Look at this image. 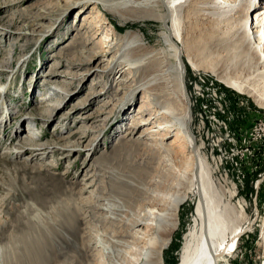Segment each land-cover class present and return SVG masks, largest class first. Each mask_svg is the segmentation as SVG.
<instances>
[{"label":"rangeland","instance_id":"374dc122","mask_svg":"<svg viewBox=\"0 0 264 264\" xmlns=\"http://www.w3.org/2000/svg\"><path fill=\"white\" fill-rule=\"evenodd\" d=\"M215 2L176 3L188 68L185 80L192 104L191 129L207 160L225 217L237 225L252 223L240 237L234 255L221 264H264V107L225 82L253 75L256 56L243 38L244 16L236 11L223 13ZM257 3V10H262L264 1ZM98 8L101 13L92 6L80 13L82 8L72 9L60 0H0V68L6 71L0 75V90H8L7 100L13 107L12 115H3L0 128V228L9 223L2 237L8 240L3 245L8 247L12 264H27L28 259L18 238L26 229L15 232L12 228L17 219L28 225L25 233L32 246L43 238L52 241L54 256L49 259L45 250L32 252L41 264H108L93 243L98 232L117 230L112 225L119 221L93 208L95 200L110 198L118 208L115 215L124 221L123 216L129 218V211L143 201V197L133 196L132 185L143 184L146 192L155 189L154 179L160 176L175 179L174 173L166 172L161 153L146 139L139 140L144 127L130 136L132 122L146 120L138 112L142 92L134 95L135 104L127 105L129 99L119 89L118 76L114 79V73L92 72L98 63L89 51L100 50L97 41L86 47L83 40L92 36L90 28L83 29L84 22L104 13V18L100 16L103 33L112 31L117 37L136 33L145 46L170 56V47L161 35L163 26L155 19L161 9L148 7L119 16ZM113 43L107 50L116 46ZM85 48L87 60L79 55ZM170 62L174 64L173 59ZM88 69L93 70L88 73ZM10 72L17 73L12 85ZM58 73H70L73 79L64 86ZM51 83L61 84L63 93L53 94ZM42 99H46L44 104ZM25 130L36 136L33 142L26 141L30 148L46 144L72 150L56 151L42 161L18 156L14 149ZM182 200L176 229L161 250V264H178L183 236L195 216L196 193L186 190ZM70 210L77 214L78 238L64 230L71 222ZM124 257L121 253L117 259Z\"/></svg>","mask_w":264,"mask_h":264},{"label":"bare ground","instance_id":"6f19581e","mask_svg":"<svg viewBox=\"0 0 264 264\" xmlns=\"http://www.w3.org/2000/svg\"><path fill=\"white\" fill-rule=\"evenodd\" d=\"M60 1L69 4L72 9L82 8L80 13L84 12L83 8L88 9L90 6L101 13L98 8V6H101L104 12L116 13L119 16H122V13L125 12L132 13L148 7L160 8L161 13L155 15V19L162 24V39L170 47L169 56L164 54L165 52L145 46L136 33H126L120 37L113 36L112 31L111 34L103 33L102 24L104 21L100 16L104 18V13L92 14L93 17H89L88 24L84 22L82 25L84 30L88 31V28H90V32H92L91 37L83 39L84 43L88 45L86 47L93 45L95 41L100 47L98 52L89 51V55L91 54L98 65L94 70L88 69V73L93 70V73H107L110 75L114 73V79L118 76L119 89L125 90V94L129 99V101H126L127 105L135 104L134 95L142 92L143 100L140 102L141 106L138 108V112L139 115L145 116L146 120L143 119L142 122L137 123L136 121L139 119L136 118V121L132 122L129 128L130 136L137 135L139 130L144 127L145 130L139 136V140L146 139L161 153L164 159V165H162L165 166L166 172L174 173L175 178L171 181L166 179L167 175L160 176V178L154 179V182H156L155 189L146 192L143 184L132 185L134 187L132 190L133 196L135 194L140 198L143 197V199H140L143 201L137 205L135 210L129 211V216H127L129 218L123 216L124 221H122V217L119 218L115 215L118 208L114 205V201L111 204L112 200L108 197V199L104 197L97 198L92 204L93 208L103 212V215L106 213V218L119 221L118 225H115L117 223L112 225L119 228L117 230H111L110 228L109 231L102 230L101 233L97 230L99 236L93 243L94 247L100 249L108 264L113 261L116 264H161V250L167 244L171 231L176 229L178 212L183 202L182 197L186 194V190H192L196 193L197 201L195 216H193L191 227L183 236L182 245L178 252V264H221L227 261L228 257L234 255L240 237L251 228L252 223L237 225L225 217L220 207V201L216 198L215 186L207 160L201 156L200 147L191 129V124H193L192 104L186 87L187 82L185 79L188 68L186 66L187 62L183 60L181 48L183 37L176 11L177 0ZM215 1L219 9H223V13L236 11L239 16H244L242 17L243 38L248 40V44L252 46L254 57L256 56L253 61V75L247 76L244 80H225V82L234 90L249 95L258 106L264 107V57L261 56L264 53V7L260 11L257 10V0ZM251 14L254 15L253 20H251ZM38 26L40 24L37 23L36 27ZM93 36L96 38H93ZM111 36L114 39L109 40ZM113 40L115 41V44H113L116 46H112L111 49L107 50ZM86 49L79 53L80 58L83 60H87L85 57ZM171 59L174 60L173 65L170 62ZM89 63L90 60L84 64ZM67 68L72 67L68 65ZM4 72L6 71L1 66L0 75ZM10 73L12 75L8 74V78H11L9 85H12L17 73ZM58 75L64 79L62 81L64 86L68 85L69 80L73 79L70 73H58ZM48 86L55 95L63 93L61 84L51 83ZM5 91L4 98L2 99L0 96V128L4 123L2 120L3 115L5 113L12 115L13 113L11 112L13 107L7 100L8 90H0V94L3 95ZM45 100L42 99L40 103L44 104ZM173 137V142L166 145V142ZM19 138L20 144H17L14 150H16L18 156H28L32 161L45 160L56 151L72 150L69 147H48L46 144L42 147L32 148L31 146L30 148L26 141L33 142L36 136L34 133L26 132V130L20 132ZM34 144L36 143L34 142ZM28 157L24 159L26 163L30 160L27 159ZM148 181L152 182V179ZM91 186L92 184L85 185V188H91ZM83 192L88 193L87 190H83ZM125 195L127 194L125 193ZM123 200L125 201V199ZM123 200L121 201L123 202ZM130 207H133V205ZM76 215L75 210L69 211L71 222L64 230L78 238L76 227H74L77 219ZM1 222L0 219V224ZM8 225V222L2 223V228H0V264H12L7 254L8 247L3 245L7 238L2 237V232L7 230ZM12 228L17 232L18 230H27L28 225L17 219L12 222ZM25 231L18 238L25 245L23 249H25V255L28 258L26 260L27 264H41L32 255L33 250L37 252L45 250L48 259L49 256H54L53 251H50L52 242L50 239L43 238L42 241L36 242L32 246L29 234ZM12 238L13 236L9 237V242ZM30 246L32 247L30 248ZM74 248L76 251L78 250L75 244ZM121 253L125 257L122 261H118L117 258Z\"/></svg>","mask_w":264,"mask_h":264}]
</instances>
